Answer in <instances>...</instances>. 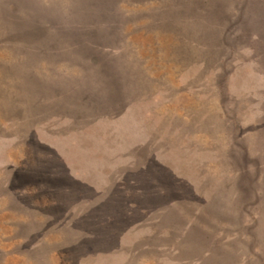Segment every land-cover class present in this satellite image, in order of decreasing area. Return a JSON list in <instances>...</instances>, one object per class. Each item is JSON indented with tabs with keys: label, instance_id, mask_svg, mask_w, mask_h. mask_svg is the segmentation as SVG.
<instances>
[{
	"label": "rangeland",
	"instance_id": "1",
	"mask_svg": "<svg viewBox=\"0 0 264 264\" xmlns=\"http://www.w3.org/2000/svg\"><path fill=\"white\" fill-rule=\"evenodd\" d=\"M261 165L264 0H0V264H264Z\"/></svg>",
	"mask_w": 264,
	"mask_h": 264
},
{
	"label": "trees",
	"instance_id": "2",
	"mask_svg": "<svg viewBox=\"0 0 264 264\" xmlns=\"http://www.w3.org/2000/svg\"><path fill=\"white\" fill-rule=\"evenodd\" d=\"M239 161H240V166L242 167L243 165L245 166V164H247V162H244L243 163V161H245V160H243L242 161V157H241V159H239ZM235 164H237V163H235ZM243 164V165H242ZM261 166H264V165H261ZM248 168H250V167H248ZM252 172H254V171H252ZM255 175V174H254ZM251 194V197H252V193H250ZM253 198V197H252Z\"/></svg>",
	"mask_w": 264,
	"mask_h": 264
}]
</instances>
